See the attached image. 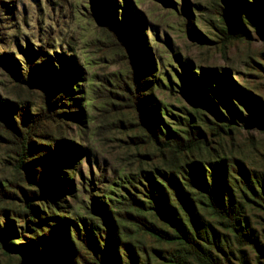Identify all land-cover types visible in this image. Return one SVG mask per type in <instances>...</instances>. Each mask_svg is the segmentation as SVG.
Segmentation results:
<instances>
[{
    "label": "rangeland",
    "instance_id": "374dc122",
    "mask_svg": "<svg viewBox=\"0 0 264 264\" xmlns=\"http://www.w3.org/2000/svg\"><path fill=\"white\" fill-rule=\"evenodd\" d=\"M129 1L138 18L133 34L146 46L145 63L153 65L152 77H147L152 84L146 82L142 87V94L152 99L143 106L158 110L164 131L183 137L189 124L198 126L206 144L175 152L174 148L153 142L141 120L139 102L135 108L120 93H113L112 84L116 83L112 79H119L121 87L127 86L128 78L134 75L129 62L132 55L135 60L136 57L126 41L127 45L123 40H113L102 30L93 16L95 0H0V102L24 105L32 116L37 114L45 91L38 85L17 81L12 63L23 61L22 53L29 46L53 58L51 51L55 48L58 52L60 46L64 56L74 60L72 74L78 80L73 97L82 115L60 123L64 140L73 145L68 151L76 157L65 175L64 191L48 195L63 198L72 219L79 224L89 217L87 208L94 214L89 203L98 200L108 203L125 196L119 187L122 177H136L140 170L177 169L191 161L203 164L224 158L232 167L227 177L232 200L241 219L246 221L248 236L255 241L252 246L244 245L241 254L248 264H264V202L259 199L264 198V0H249L252 9L247 5L239 7L237 0H233V6L226 0ZM182 4L187 5L189 15L182 11ZM117 11L123 18V11L119 8ZM224 11L241 15L245 36L224 38L220 20ZM3 54H9L11 61L3 60ZM205 72L222 80V90L228 86L225 96L235 109L224 105L225 101L212 93L208 85L205 94L229 122L216 118L203 104L206 98L201 84L195 86V82ZM230 110L238 111L239 115L233 119ZM2 118L0 113V190L13 192L15 198L9 204L0 203V236L9 226L16 235L11 232L5 238L23 245L25 241L19 235L26 238L33 235L26 229L19 233L24 222L22 215H17L18 207L23 195L32 192L33 187L24 181V171L16 170L10 153L11 138L6 133L9 125ZM37 137L31 140L37 143ZM240 166L245 169L254 192L242 186L237 175ZM63 173L60 176L64 178ZM137 188L138 194L131 193L144 199L139 193L140 185ZM194 200L201 228L222 238L218 244L224 251L240 255L235 252L231 236L208 212L203 199L196 195ZM171 201L181 214L176 201ZM142 214L155 227L169 232L151 210ZM122 217L127 218L126 214ZM119 218L114 215L117 221ZM119 222L120 240L133 247L135 264H166L174 244L155 240L131 222ZM79 243L73 237L74 252L70 257L75 264H88L91 256ZM119 255L121 264H128L121 251ZM21 262L19 251L0 242V264Z\"/></svg>",
    "mask_w": 264,
    "mask_h": 264
},
{
    "label": "trees",
    "instance_id": "16d2710c",
    "mask_svg": "<svg viewBox=\"0 0 264 264\" xmlns=\"http://www.w3.org/2000/svg\"><path fill=\"white\" fill-rule=\"evenodd\" d=\"M95 1L97 6L92 7L93 16L102 25V30L113 40H123L124 44L127 42L136 57L135 60L132 55L129 62L134 75L128 78L127 86L121 87L119 79H112L116 83L112 84L115 85L113 93H120L127 102H132L130 104L134 107L139 102L143 112L141 120L144 126L148 127L147 135L153 142L174 148L175 152L206 144L205 135L198 126L189 124L183 137L167 129L164 131L160 124L158 110L143 106L146 100L152 99L142 94V87L146 82L148 85L152 84L147 77H152L150 69L153 65L145 63L148 58L146 46L133 34L138 18L130 1ZM226 1L233 6V0ZM237 1L239 7L247 5L252 9L253 4L249 0ZM117 8L123 11L121 19ZM182 11L189 15L187 5L182 4ZM220 20L224 38H239L246 35L240 14H229L224 11ZM24 41L27 44V41ZM127 48L126 50L130 52ZM58 49V52L55 48L51 51L55 56L53 58L49 53L33 51L29 46L22 53L24 57L23 61L20 60L22 63L18 61L12 63V73L17 81L33 84L36 87L38 85L45 91L42 107L37 109V114L32 116L24 105L0 102L2 121L9 125L6 133L11 138L10 153H13L16 170H23L24 181L33 187L32 192L24 194L21 198L19 214H17L18 217L22 215L24 222L19 233H23L26 229L32 232L33 237L26 238L19 235L25 242L23 245L21 243L15 245L5 238L12 232V228L6 226L0 236V242L21 253V264H75L74 259L70 257L74 252L73 237L80 242L83 249L89 252L91 260L88 264H121L120 251L126 257L128 264H135L136 256L133 247L122 242L119 237V221L125 220L155 240L175 245L174 250L165 259L166 264H248L243 258L245 255L241 254L244 252L242 247L252 246L255 241L248 236L246 221L241 219L240 210L232 200L227 183L228 170L232 167L227 159L221 158L203 164L191 161L178 166L177 169L172 167V169L140 170L136 174L138 178L122 177L119 187L124 190L125 196L121 200H109L108 203L99 200L89 203L94 214L91 211L88 212L87 208L86 213L89 217L80 221L79 224L72 219V212L67 210L69 205L63 198L53 199L48 195L64 191L65 175H68L69 170L72 169L71 160H75L76 157L68 151L73 145L64 140L65 132L60 130V123L75 120L78 115H82L78 112L80 106L76 104V98L73 97L77 86L75 83L78 80V77L72 74L74 60L65 57L60 46ZM2 58L11 61L9 54H3ZM221 81L205 72L196 80L195 86L201 84L206 98L204 106L216 118L228 121L205 94L206 85H208L212 93L225 101L224 105L235 109L229 97L225 96L228 86L222 90ZM214 83L217 85L216 89ZM237 115H239L238 111L235 113L230 110V117L234 119ZM46 126L49 127L48 130ZM32 137H37L38 142L32 141ZM12 138H15L14 149ZM61 173L64 178L60 176ZM237 175L241 178L244 189L248 192L253 191L251 181L242 166ZM137 184L141 187L139 193L146 200L131 193L134 191L138 194ZM196 195L203 199L205 207L217 220L218 225L231 236L228 235L232 238L235 252L240 255L236 256L233 252L224 251L218 244L222 238L217 237L209 229L204 231L201 228L196 216L194 200ZM14 198L13 192L0 190V203L9 204ZM171 199L176 201L181 214H178ZM259 199L264 202V198ZM55 207H58V210ZM118 209L121 212H117ZM262 209L264 210V206ZM148 210L152 211L154 217L161 220L169 232L155 227L145 218L142 212ZM1 211L6 213L4 208ZM122 214H126L127 218H123ZM114 215L120 216L118 221L114 219ZM12 234L16 235V231Z\"/></svg>",
    "mask_w": 264,
    "mask_h": 264
}]
</instances>
